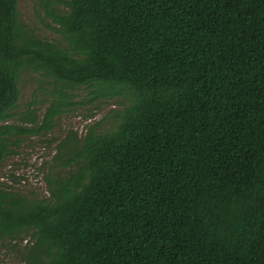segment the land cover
<instances>
[{
    "label": "trees",
    "instance_id": "obj_1",
    "mask_svg": "<svg viewBox=\"0 0 264 264\" xmlns=\"http://www.w3.org/2000/svg\"><path fill=\"white\" fill-rule=\"evenodd\" d=\"M41 4L55 38L0 0V165L75 90L124 102L64 140L48 197L0 187V240L30 235L26 264H264V0ZM27 71L43 119L19 110Z\"/></svg>",
    "mask_w": 264,
    "mask_h": 264
},
{
    "label": "rangeland",
    "instance_id": "obj_2",
    "mask_svg": "<svg viewBox=\"0 0 264 264\" xmlns=\"http://www.w3.org/2000/svg\"><path fill=\"white\" fill-rule=\"evenodd\" d=\"M42 0H18L22 19L38 35L55 38L51 28V19L46 17ZM21 98L19 110L29 106L37 110L39 119L50 102L48 84L42 82V76L27 71L20 81ZM73 105L57 116L55 127L39 135L23 137L16 153L5 158L0 165V187L19 191L38 198L50 195V181L59 175L66 177L68 169L60 165V156H68L62 149V143L68 137L82 139L91 126L105 131L112 126L116 110L122 108V98L104 101H92L88 90L81 88L72 92ZM13 122H19L14 118ZM30 235H22L15 240H0V264H26L22 250L30 242Z\"/></svg>",
    "mask_w": 264,
    "mask_h": 264
}]
</instances>
